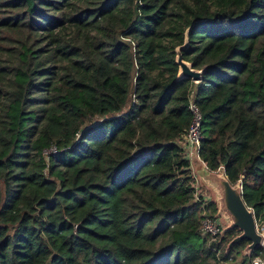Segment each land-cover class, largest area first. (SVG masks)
I'll return each instance as SVG.
<instances>
[{
    "label": "trees",
    "instance_id": "1",
    "mask_svg": "<svg viewBox=\"0 0 264 264\" xmlns=\"http://www.w3.org/2000/svg\"><path fill=\"white\" fill-rule=\"evenodd\" d=\"M187 29L197 82L176 79ZM191 97L200 159L264 233V0H0V264L264 258L200 232Z\"/></svg>",
    "mask_w": 264,
    "mask_h": 264
},
{
    "label": "water",
    "instance_id": "2",
    "mask_svg": "<svg viewBox=\"0 0 264 264\" xmlns=\"http://www.w3.org/2000/svg\"><path fill=\"white\" fill-rule=\"evenodd\" d=\"M188 29L185 31L183 44L175 48V61L178 65L176 79H190L199 81L203 74V69L193 68L191 63L184 60L181 51L188 46ZM199 165L193 168L199 184L212 193V202L215 205L216 212L214 216L223 222L220 236L236 229L238 233L233 236L225 246L226 253L236 244L247 241L244 249V255H250L255 249L263 245L264 233L260 231L254 211L249 207L243 198V189L241 180L231 182L226 176L224 170H211L207 165L198 159Z\"/></svg>",
    "mask_w": 264,
    "mask_h": 264
},
{
    "label": "built area",
    "instance_id": "3",
    "mask_svg": "<svg viewBox=\"0 0 264 264\" xmlns=\"http://www.w3.org/2000/svg\"><path fill=\"white\" fill-rule=\"evenodd\" d=\"M188 109L191 115L190 124L183 136L182 146L184 149V153L189 161L192 160L193 157L200 159L199 157V145L201 140V123H202V114L199 110L197 104L191 97L188 102ZM56 153V149L54 147L45 151L46 155H53ZM190 168H192V176H193V187H194V199L199 200L200 197H204V200H212L210 194H204L201 189V185L193 172V166L190 163ZM223 227V223L219 218H216L214 215H204L201 219L200 223V232L208 235L212 239H218L221 233V229ZM264 258L262 257H254L252 259V264H263Z\"/></svg>",
    "mask_w": 264,
    "mask_h": 264
},
{
    "label": "rangeland",
    "instance_id": "4",
    "mask_svg": "<svg viewBox=\"0 0 264 264\" xmlns=\"http://www.w3.org/2000/svg\"><path fill=\"white\" fill-rule=\"evenodd\" d=\"M190 163L193 166V168H196L199 165V161L196 157H193L192 160L190 161ZM191 170H192V168H191ZM220 170H222V168ZM201 189H202V192L204 194H210V197H212V193L208 189H206L205 187H202ZM220 221L222 222V220H220ZM263 245H264V242H263ZM238 258L240 259V257H238Z\"/></svg>",
    "mask_w": 264,
    "mask_h": 264
}]
</instances>
